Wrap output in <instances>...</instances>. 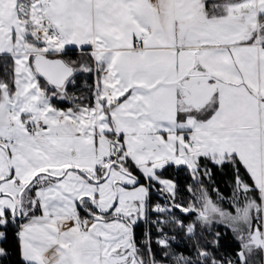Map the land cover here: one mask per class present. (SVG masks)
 <instances>
[{
    "label": "snow or ice",
    "instance_id": "snow-or-ice-1",
    "mask_svg": "<svg viewBox=\"0 0 264 264\" xmlns=\"http://www.w3.org/2000/svg\"><path fill=\"white\" fill-rule=\"evenodd\" d=\"M0 264H264V0H0Z\"/></svg>",
    "mask_w": 264,
    "mask_h": 264
}]
</instances>
